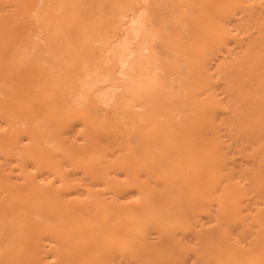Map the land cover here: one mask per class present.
<instances>
[{
  "label": "rangeland",
  "instance_id": "374dc122",
  "mask_svg": "<svg viewBox=\"0 0 264 264\" xmlns=\"http://www.w3.org/2000/svg\"><path fill=\"white\" fill-rule=\"evenodd\" d=\"M164 1L0 0V264H264V0Z\"/></svg>",
  "mask_w": 264,
  "mask_h": 264
},
{
  "label": "bare ground",
  "instance_id": "6f19581e",
  "mask_svg": "<svg viewBox=\"0 0 264 264\" xmlns=\"http://www.w3.org/2000/svg\"><path fill=\"white\" fill-rule=\"evenodd\" d=\"M116 3V1L114 2V4ZM164 3L166 4L167 3V5H168V1H164ZM169 4H172V3H169ZM125 5H126V2H125ZM163 11V10H162ZM161 14V13H160ZM68 15V14H67ZM154 15V14H153ZM158 19V18H157ZM56 20H57V18H56ZM219 20V19H218ZM49 21V20H48ZM143 21V20H142ZM50 22V21H49ZM141 23H143V22H141ZM140 24V23H139ZM70 25V24H69ZM72 25V24H71ZM65 26V25H64ZM75 26V25H74ZM63 27V26H62ZM71 27V26H70ZM106 28V27H105ZM139 29V26L137 27H135V29L134 30H132L133 31V34L135 33L136 34V32L138 31V30H136V29ZM61 29V28H60ZM76 29H77V27H76ZM96 29V28H95ZM99 29V28H98ZM97 29V30H98ZM142 29V27H140V30ZM62 31L64 30L65 32H67V33H70V28L69 27H66L65 26V28L63 27V29H61ZM79 30V29H78ZM136 30V31H135ZM96 31V30H95ZM56 34V33H55ZM54 34V35H55ZM146 34V33H145ZM60 38L61 37H59V36H55L52 40H51V38H50V41H49V43H48V47L50 48V52L52 53V58H53V60H54V62L52 61V59H51V61L53 62V63H55V62H57L58 64H60V65H62L63 63H64V61H63V58L65 59V57L66 56H64L63 54H64V52H63V49L65 48H63V49H61V51L57 48V43H58V41L60 40ZM59 39V40H58ZM80 39V38H79ZM128 40V39H127ZM60 42V41H59ZM35 45V44H34ZM89 45V44H88ZM124 45H125V47H126V44L124 43ZM124 45H121L122 47H118V49L117 48H115V49H117L116 50V53L118 54L117 55V57H119V60H120V62L122 61L121 59H120V57H122V59H124L123 57H128L127 55L128 54H130L129 52H127V49H126V53H125V51H124ZM18 46H19V44H18ZM58 46H59V44H58ZM65 46V45H64ZM45 47V46H44ZM101 47V46H100ZM99 47V48H100ZM23 48V47H22ZM31 49H32V47H31ZM68 49H69V47H68ZM114 49V50H115ZM20 50V53H22L23 54V51H21L22 49L19 47V49L17 50V51H19ZM34 50V49H33ZM36 50H37V48H36ZM65 50V52L67 51V49H64ZM113 50V51H114ZM47 51H49V49L47 50ZM88 52H89V50H87L86 48H84V49H82V48H80V49H76V50H74L73 52H72V55L74 54V56L71 58V57H68L67 58V60H66V62L68 61L69 63H71V65H74L75 66V64L77 65V63L79 62V60L81 59L82 60V58L83 57H85V56H88ZM99 52V51H98ZM20 53H18V54H20ZM33 53H34V51H33ZM49 53V52H48ZM115 53V54H116ZM12 54H15L14 52L12 53ZM21 54V55H22ZM39 54V53H38ZM100 54V53H99ZM16 55V54H15ZM21 55H19L18 57H16L17 58V60H18V62H19V60H21V58L20 59H18L19 57H21ZM120 55V56H119ZM26 56V55H25ZM23 57L24 59L26 58V57ZM64 56V57H63ZM11 57V56H10ZM13 57H15L14 55H13ZM144 56H139V58L137 57H135V59L137 60L136 62H132V63H130V65H129V69L132 71V72H135V73H137V72H139L140 70H141V68L143 67V64H141V63H145V61L144 60H142V58H143ZM140 58H141V60H140ZM70 59H71V61H70ZM147 60H148V58H146ZM145 59V60H146ZM50 60V59H49ZM150 60V59H149ZM15 61V60H14ZM25 61V60H24ZM142 61V62H141ZM151 61V60H150ZM11 62V61H10ZM66 62H65V64H66ZM123 63H124V60L122 61ZM141 62V63H140ZM91 63V62H90ZM147 63V62H146ZM146 63H145V65H146ZM30 64V63H29ZM35 63H33V67L35 66L34 65ZM14 65V64H13ZM124 65V64H123ZM144 65V66H145ZM25 66V65H24ZM26 66H27V64H26ZM15 67H17L16 65H15ZM28 68V67H27ZM44 68V67H43ZM68 68H69V65H67V69L64 67L63 69V72L64 73H67L66 75H68L69 74V70H68ZM95 68V67H94ZM145 68V67H144ZM146 68L148 69V67L146 66ZM128 69V68H127ZM143 69V68H142ZM146 69V70H147ZM186 70H188V69H186ZM227 70V69H226ZM50 71V70H49ZM61 71V70H60ZM92 71H95V70H92ZM190 71V70H189ZM189 71H188V74H189ZM192 71V70H191ZM195 71V70H194ZM230 71V70H229ZM128 72V71H127ZM143 72V71H142ZM147 72V71H146ZM186 72V71H185ZM184 72V73H185ZM144 73V72H143ZM192 73V72H191ZM190 73V74H191ZM194 73V72H193ZM74 74V73H73ZM96 74H97V72H96ZM101 74V73H100ZM129 74H132L131 72H129ZM129 74H127V75H129ZM148 74V73H147ZM75 75V74H74ZM135 75V74H134ZM145 74H143V76H144ZM194 75V74H193ZM69 77H70V75H69ZM110 77V76H109ZM137 77V76H136ZM135 77V78H136ZM184 77H186L187 78V72L185 73V75H184ZM68 78V77H67ZM66 78V79H67ZM194 78H195V76H194ZM130 79V78H129ZM91 80H92V78H91ZM140 80H141V78H140ZM187 80H188V78H187ZM139 81V80H138ZM142 81V80H141ZM185 81V80H184ZM40 82V81H39ZM134 82V81H133ZM188 82V81H187ZM46 83V82H45ZM54 83H55V81H54ZM149 83V82H148ZM147 81L146 80H143V83L142 82H140L139 81V86L141 85V84H143V86H147ZM40 84H41V82H40ZM130 84H132V82H129V87H127V85H126V97H131L132 95H133V92H132V90H134L135 88V86H133V84L132 85H130ZM45 85V84H44ZM125 85V84H124ZM148 87V86H147ZM71 88V87H70ZM140 88H141V86H140ZM192 88V87H191ZM45 89V88H44ZM142 89V88H141ZM183 89V88H182ZM136 91V90H135ZM138 91H139V88H138ZM142 91H144V92H142ZM58 92V91H57ZM159 92L160 91H158L157 89H155V88H147V89H145V90H141V96H143V97H146L148 100H150L151 102L152 101H156V102H158V100H157V97L159 96ZM59 93V92H58ZM194 93V92H193ZM55 94H56V92H55ZM160 96H162L161 94H160ZM168 96V95H167ZM18 97H19V95H18ZM122 97H124V96H122ZM121 97V98H122ZM21 98V97H20ZM84 98V97H83ZM101 98V97H100ZM102 98H104L103 96H102ZM102 98H101V101H102ZM125 98V97H124ZM134 98H135V96H134ZM164 98V97H163ZM168 97H165V99H164V101L167 99ZM174 98V97H173ZM173 98H171V102H173ZM159 99V98H158ZM162 99V98H161ZM160 99V100H161ZM19 100V99H18ZM144 100H146V99H144ZM159 100V101H160ZM179 100V99H178ZM188 100V99H187ZM20 101V100H19ZM18 101V102H19ZM89 101V100H88ZM170 101V100H169ZM179 101H181V100H179ZM190 101V100H189ZM90 102H91V100H90ZM177 103V102H176ZM37 104V103H36ZM94 104V103H93ZM195 104V103H194ZM42 105V104H41ZM68 105V104H67ZM161 105H163V103L161 104ZM160 105V106H161ZM78 106V105H77ZM86 106V105H85ZM170 106V105H169ZM42 108V107H41ZM70 108H71V106H70ZM84 108V107H83ZM82 107H81V109H83ZM87 108H88V106H87ZM86 108V109H87ZM164 108V107H163ZM53 109L54 108H52V111H53ZM86 109H84V110H86ZM48 113V112H47ZM50 114H52V112L50 113ZM34 115V114H33ZM32 116V115H31ZM52 116V115H51ZM243 116V115H242ZM250 116V115H249ZM33 117L34 116H32V119H33ZM39 117V116H38ZM48 117V116H47ZM55 117V116H54ZM58 117V116H57ZM244 117V116H243ZM237 119V118H236ZM235 119V120H236ZM101 120V119H100ZM166 121H167V119H166ZM152 122V121H151ZM153 123H155L154 121H153ZM188 123H189V121H188ZM42 124V123H41ZM137 124L138 125H136L137 127H139L140 125H139V123L137 122ZM50 125V124H49ZM157 124H154V126H156ZM43 126V125H42ZM42 126H41V128H42ZM199 126V125H198ZM45 127V126H44ZM173 125H172V123L171 122H169V120H168V122L167 123H165V121L163 122V125H160L159 126V128L158 129H156L155 131H151V133L150 134H148L149 136H150V138H149V136H147L148 137V140L150 139L151 141L153 140H158L159 138L160 139H162L163 140V142H164V145L163 144H161V145H163V146H165V145H167L168 146V148H170V145H172L171 146V148H173L174 147V143L176 142L177 143V145H178V140H177V138H175V136L173 135V136H171V135H169V136H164V132H163V130L164 131H168V130H173ZM154 128V127H153ZM204 128V127H203ZM240 129V128H239ZM43 130V129H42ZM141 131H142V129H140ZM247 130V129H246ZM250 130V129H249ZM55 131V130H54ZM53 131V133H54V135L53 136H55L56 134H55V132ZM201 131H203V130H201ZM244 131H245V128H244ZM256 131V130H255ZM140 132V131H139ZM162 132H163V136H161L162 135ZM173 134V133H172ZM146 136H144L143 137V135H142V137L140 136L139 138H141L142 140H144L143 138H145V140H147L146 138H147ZM139 143H140V141H139ZM162 143V142H161ZM175 143V144H176ZM185 143H186V140H185ZM187 143H188V140H187ZM193 143H194V141H193ZM141 144V143H140ZM182 144H184V142L183 143H181V145ZM202 146V145H201ZM178 147H180V148H178ZM178 147H176V151H175V149L173 148V153H174V151L175 152H179V154H180V152L181 151H184V150H182L183 148H181V146H178ZM199 147V150H200V152H201V154L202 155H211L210 157H204L205 158V161L206 162H208L209 161V163L210 162H212V159H213V157H212V154H211V152H210V148H209V146H208V148L209 149H206V148H204V146H202V148H204L203 149V151H201V149H200V146H198ZM163 148H165V147H163ZM167 148V149H168ZM170 148V149H171ZM185 148V147H184ZM191 148H193L192 146H191ZM190 148V149H191ZM166 149V148H165ZM164 149V150H165ZM178 149H179V151H178ZM198 149H196V155L198 156V153H197V151H199ZM204 150H207V152L206 151H204ZM208 150H209V152H208ZM158 151V150H157ZM162 148H161V150H160V152H155V158H156V160H157V162H156V164L158 163V160L160 159H162V160H164L165 158H167L168 157V154L166 153V151H162ZM175 154V153H174ZM216 154V153H215ZM143 155V154H142ZM183 155H185V153H183L182 154V156ZM214 155V154H213ZM41 157V156H40ZM151 157H152V155H151ZM165 157V158H164ZM175 157V156H174ZM192 158V157H191ZM216 158H214V160H215ZM152 161H153V159H151ZM172 160H173V158H172ZM170 161L171 163H173V161ZM214 160H213V162H214ZM149 161V160H148ZM145 162V161H144ZM184 162V161H183ZM169 163V162H168ZM192 163V162H191ZM216 163V162H215ZM214 163V164H215ZM188 164V163H187ZM187 164H185L187 167H188V165L190 166V161H189V164L187 165ZM200 164H201V162L198 164L199 166H200ZM182 165V164H181ZM219 165V164H218ZM153 166H155V164H153ZM160 166V165H159ZM163 166V165H162ZM176 166V165H175ZM217 166V165H216ZM170 168V167H169ZM166 169V168H165ZM204 169V168H203ZM150 170V169H149ZM172 170H173V168H172ZM158 171V170H157ZM159 171H161V170H159ZM177 168H175V172H176V174L178 175V173H177ZM190 171V170H189ZM203 171V170H202ZM190 173V172H189ZM199 174L201 173L200 171L198 172ZM194 175V177L196 176V172L193 174ZM192 176V175H191ZM187 177H189V175H188V173H187ZM188 180V179H187ZM177 181V180H176ZM181 182V181H180ZM181 184V183H180ZM202 185H204L203 183H202ZM171 186V185H170ZM176 186V185H175ZM177 187V186H176ZM181 187V186H180ZM200 187V186H199ZM165 188H167L166 186H165ZM201 188V187H200ZM193 189H194V187H193ZM186 190V189H185ZM189 191V190H188ZM188 193V192H187ZM165 195V194H164ZM169 195H170V192H169ZM163 196V195H162ZM168 196V195H167ZM167 196L165 197V198H167ZM172 196H173V194H172ZM36 197V196H35ZM182 197V199H183V197L184 196H181ZM29 198V197H28ZM23 199V198H22ZM21 199V200H22ZM158 199H159V197H158ZM168 199H170L169 197H168ZM172 199V201L173 202H171V204L173 203L174 204V206H175V200H177V202L178 201H180L179 199H174V197L173 198H171ZM170 199V200H171ZM174 199V200H173ZM30 200V199H29ZM33 200H35V198L33 199ZM37 200V199H36ZM183 202H184V199L182 200ZM191 201V200H190ZM28 202V201H27ZM177 202H176V204H177ZM197 203V202H196ZM161 204V203H160ZM185 204H188V202H186ZM32 205H34V204H32ZM158 205H159V202H158ZM162 205V204H161ZM31 206V204L29 205V207ZM173 206V207H174ZM183 206V205H182ZM32 207V206H31ZM36 207V206H35ZM35 207L33 208V210L35 209ZM163 207V206H162ZM162 207H160V209H162ZM154 208H155V206H154ZM165 208H166V206H165ZM177 208V207H176ZM181 208V207H180ZM40 209V208H39ZM39 209H37V210H39ZM168 209V208H167ZM166 209V210H167ZM28 210V209H27ZM41 210V209H40ZM165 210V209H164ZM164 210H160V211H163V213L164 214H160V215H162L161 216V218H159V219H166V214H167V211L165 210V212H164ZM159 211V210H158ZM112 213V212H111ZM53 214V213H52ZM67 214V213H66ZM170 216L171 215H173V214H171L170 212L168 213ZM156 215V214H155ZM169 215H168V219H169ZM178 215V214H177ZM64 216V215H63ZM153 216V215H152ZM165 216V217H164ZM179 216V215H178ZM172 217V216H171ZM57 217H55V219H56ZM65 218V217H64ZM176 218V217H175ZM128 219V218H127ZM126 219V220H127ZM113 220V219H112ZM163 220H161V221H163ZM25 221V220H24ZM153 221V220H152ZM165 221V220H164ZM63 222V221H62ZM176 222V221H175ZM174 222V223H175ZM126 223V222H125ZM125 223H123V225H125ZM154 223V222H153ZM126 224H129L130 225V223H126ZM172 224V223H171ZM20 225V224H19ZM25 226H26V223L24 224ZM61 225V224H60ZM16 227V226H15ZM74 227H75V225H74ZM76 227H78V226H76ZM19 228V227H18ZM26 228H27V226H26ZM21 229V228H20ZM79 230H80V228H79ZM89 230V229H88ZM94 230V229H93ZM83 231H85V230H83ZM164 231V230H163ZM89 232H90V230H89ZM89 232H88V234H89ZM6 235V234H5ZM23 235V234H22ZM18 236H19V234H18ZM90 237V236H89ZM134 239V238H133ZM140 241V240H139ZM24 242V241H23ZM96 242V241H95ZM67 243V242H66ZM69 243V242H68ZM130 243V242H129ZM15 244H16V242H15ZM22 244V243H21ZM13 245V244H12ZM19 245V244H18ZM17 245V246H18ZM122 245V244H121ZM130 245V244H129ZM5 246H6V244H5ZM73 246H75V245H73ZM92 246V245H91ZM121 247V246H120ZM134 247V246H133ZM133 247L131 246V249H133ZM9 248V247H8ZM93 248H94V245H93ZM76 249V248H75ZM90 250V249H89ZM11 249H7L6 250V252L8 253V254H11ZM78 251V250H77ZM130 251V250H129ZM218 251V250H217ZM68 252V251H67ZM76 252V251H75ZM114 252H115V250H114ZM6 253V254H7ZM16 253V252H15ZM70 255V254H69ZM204 255H206V254H204ZM219 255V254H218ZM6 256V255H5ZM123 256H125V255H123ZM140 256V255H139ZM198 256V255H197ZM7 257V256H6ZM83 258V257H82ZM140 258V257H139ZM138 258V259H139ZM210 261L211 260H213V259H210L209 257H207ZM20 259V258H19ZM80 259V258H79ZM67 260V259H66ZM206 261V259H204V262ZM69 262H72V261H69ZM4 263H7L6 262V259H5V262ZM11 263V262H10ZM228 263V262H227ZM12 264V263H11Z\"/></svg>",
  "mask_w": 264,
  "mask_h": 264
}]
</instances>
